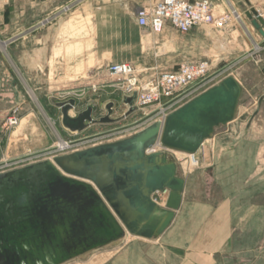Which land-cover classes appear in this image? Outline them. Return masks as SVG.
<instances>
[{"label": "rangeland", "instance_id": "1", "mask_svg": "<svg viewBox=\"0 0 264 264\" xmlns=\"http://www.w3.org/2000/svg\"><path fill=\"white\" fill-rule=\"evenodd\" d=\"M157 1L148 0L149 6ZM209 1L219 13L230 15L228 25L218 30L203 26L187 34L170 29L168 37L166 32L157 36L143 31L136 23L137 4L131 0H113L120 6L118 12L101 14L96 0H85L82 12L74 13L71 7L61 22L63 34L55 41L61 48L55 56H63L66 68L63 73L54 69L50 84L31 78L28 30L16 33L13 0L0 2V94L13 95L16 86V104L6 105L18 107L20 118L12 128L7 124L11 110L5 123L0 120V172L117 143L153 125L143 114L154 107L127 116L120 86L106 73L118 57H135L133 64L146 79L176 70L182 61L208 59L212 72L222 70L220 80L232 76L242 88L234 120L215 129L195 154L198 165L191 166L187 154L157 148V143L150 148L174 163L184 181L180 207L168 228L151 239L129 233V241L66 264H89L104 257L101 264H264V42L259 43L260 33L251 23L262 17L256 6L264 0ZM7 71L12 80L5 82L1 76ZM96 81L100 87L92 93ZM70 99L76 101L71 117L92 107L94 119L105 116V105L112 102L115 121L71 132L63 127L56 106ZM59 139L69 147L59 149ZM202 157L208 165L202 166ZM163 196L157 192L153 200L166 209Z\"/></svg>", "mask_w": 264, "mask_h": 264}, {"label": "water", "instance_id": "2", "mask_svg": "<svg viewBox=\"0 0 264 264\" xmlns=\"http://www.w3.org/2000/svg\"><path fill=\"white\" fill-rule=\"evenodd\" d=\"M251 23L264 36L262 17ZM241 92L227 76L163 124L131 138L0 174V264H66L117 244L126 231L146 239L162 234L180 207L184 181L164 155L145 151L159 142L164 149L195 155L216 128L234 120ZM133 101L123 99L127 116L135 111ZM75 105L73 99L56 105L71 132L115 121L112 102L99 119L92 107L69 116ZM164 189L169 190L166 209L151 200Z\"/></svg>", "mask_w": 264, "mask_h": 264}, {"label": "built area", "instance_id": "3", "mask_svg": "<svg viewBox=\"0 0 264 264\" xmlns=\"http://www.w3.org/2000/svg\"><path fill=\"white\" fill-rule=\"evenodd\" d=\"M71 7V5L64 7L61 14L70 11ZM229 21L230 15L226 12L219 13L216 5L209 0H158L154 5L141 7L136 11L137 25L157 36L164 32L167 25L179 34H187L203 26L222 29ZM211 64L208 59L182 61L176 70L161 72L146 79L139 75L135 65L120 62L109 64L106 73L118 82L122 99L134 98L135 110L154 107L143 114L145 122L163 124L167 116L186 101L221 81L219 77L222 70L212 72ZM98 90L96 84L90 86L92 93ZM11 113L7 119L10 128L17 126L20 121L18 107L15 106ZM157 146L161 147L159 142ZM192 157L196 159L195 155Z\"/></svg>", "mask_w": 264, "mask_h": 264}, {"label": "crops", "instance_id": "4", "mask_svg": "<svg viewBox=\"0 0 264 264\" xmlns=\"http://www.w3.org/2000/svg\"><path fill=\"white\" fill-rule=\"evenodd\" d=\"M1 1L2 0H0V2ZM84 1L85 0H13L15 5V23H18L15 27V32L22 34L28 30L30 41L29 73L31 78L41 79L43 83L50 84L52 83L50 79L51 73H53L54 69H59V73H63L66 68L65 63L67 62L62 55L58 57L55 56L56 52L61 51V48L59 49L58 47L59 44L55 43V41L59 39L63 34V27H61V22L65 17V14H61V11L64 7L71 5L74 13L79 11L82 12ZM96 1H99V7L96 9L99 14H101L103 11L118 12L120 8V6L113 4V0ZM131 2L136 3L138 9L141 7L149 6L148 0H131ZM256 7L259 8V11L263 13L262 18L264 20V3L260 2ZM117 18L118 15H115L114 19L117 20ZM170 29L176 32L169 25H167L163 32H166L165 37L170 36L168 31ZM143 31L149 32L145 29H143ZM262 42H264V36L260 34L259 43ZM148 43H151V40H148ZM116 60L118 63L127 62L133 64V62H135V57L121 56L116 58ZM79 67L75 66L74 69L76 70ZM67 68H69V66ZM2 73V80H4L5 82L12 80L10 72L7 71ZM0 84L2 83L0 82ZM94 84L97 85L99 83L98 81H96L94 82ZM12 89L15 91L13 95L6 92L0 94V120L2 121V123H5V117L12 108L11 105L8 109L6 103L13 101V104H16L18 98L16 94V86H14ZM126 109H128V107ZM198 154L199 156H201L200 153ZM200 162L202 166L208 165V159H203V157L202 159H200ZM177 177L179 176L177 175Z\"/></svg>", "mask_w": 264, "mask_h": 264}, {"label": "bare ground", "instance_id": "5", "mask_svg": "<svg viewBox=\"0 0 264 264\" xmlns=\"http://www.w3.org/2000/svg\"><path fill=\"white\" fill-rule=\"evenodd\" d=\"M234 13H235V11H234ZM263 15V14H262ZM236 17L238 18V16L236 15ZM239 20V19H238ZM0 47H1V49L4 51V46L0 43ZM259 49V48H258ZM234 78V77H233ZM235 80L237 81V79L235 78ZM220 82V81H219ZM218 82V83H219ZM238 82V81H237ZM217 83V84H218ZM239 83V82H238ZM28 94L30 95V97L32 98V100L33 101H37V98L35 97V95H34V93L30 90V89H28ZM72 115V111H69V116H71ZM112 116V115H111ZM112 119V118H111ZM206 141H208V140H206ZM205 141V142H206ZM204 142V143H205ZM54 144V143H53ZM57 147L59 148V149H64V148H67V147H69V143H67L66 141H64V140H62V139H59V142H58V144H57ZM93 147H96V146H93ZM157 148H158V146H157ZM160 148V147H159ZM154 153H159V152H156V147H155V149H147L146 151H145V154L146 155H149V154H154ZM175 153L176 154H178V153H180V152H176L175 151ZM182 154H184V153H182ZM186 155V154H185ZM189 158H190V164H191V166H196V165H198V160H196V159H194L193 157H192V155H187ZM52 163H54V161H51ZM57 168H58V166H57ZM18 169V168H17ZM60 170V169H59ZM6 172V171H5ZM159 192H162V193H164V196H163V202H165V205H166V201H167V198H168V195H169V190L168 189H164V190H162V191H159ZM154 195V194H153ZM153 195L151 196V200L153 201V203L156 205V207H159V208H161L159 205L160 204H157L156 202H154V200H153ZM163 209V208H162ZM124 239L126 240V241H129L130 240V236H129V233L126 231L125 232V237H124ZM133 239V238H132ZM110 256H111V254H110ZM80 258V257H79ZM75 260V259H74ZM105 260V257L104 258H97V259H94V260H91L90 262H89V264H101V263H103V261ZM85 263V262H84ZM88 263V262H87Z\"/></svg>", "mask_w": 264, "mask_h": 264}, {"label": "flooded vegetation", "instance_id": "6", "mask_svg": "<svg viewBox=\"0 0 264 264\" xmlns=\"http://www.w3.org/2000/svg\"><path fill=\"white\" fill-rule=\"evenodd\" d=\"M37 163H39V162H37ZM32 165V164H31ZM27 166H29V165H27ZM24 167H26V166H24ZM21 168H23V167H21ZM19 169V168H18ZM13 170H16V169H13ZM13 170H9V171H13ZM9 171H6V172H0V174H4V173H7V172H9Z\"/></svg>", "mask_w": 264, "mask_h": 264}]
</instances>
